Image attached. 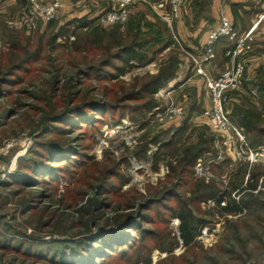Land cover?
Returning a JSON list of instances; mask_svg holds the SVG:
<instances>
[{"label": "rangeland", "instance_id": "374dc122", "mask_svg": "<svg viewBox=\"0 0 264 264\" xmlns=\"http://www.w3.org/2000/svg\"><path fill=\"white\" fill-rule=\"evenodd\" d=\"M40 1L50 3L55 0ZM59 1L61 7L56 17L45 21L40 16L30 14L29 0H0V79L26 57H32L37 52L39 55V59L29 63L28 71L22 73L17 70L13 77H20V82L6 80L11 84L3 83L0 86V115L5 121L4 126L0 127L1 181L9 180L15 171L21 169L24 165L22 159L30 155L44 121L76 103L73 100L71 104L70 99L77 98V103H81L96 98L107 104H118L119 97L129 91L135 82L142 81L148 74L157 73L162 62L174 55L180 62L174 77L155 95L156 106L147 112L142 122H135L128 113L114 115L108 111L102 122L95 123L96 126L74 128L65 134L52 133L57 139L60 136H76L74 140L79 144V150L93 157L90 164L79 169L74 176L67 173L65 164L57 163L55 165H63L61 173L66 177L59 176L56 181L43 182V178L36 177L39 183L35 182L33 186L0 183V264H58L44 257V254L53 256L60 246L57 241H76L97 235L100 229L114 226L140 210L138 204L146 199L161 197L169 186L179 182L181 184L175 185L176 191L182 199H190L196 196V183L200 181L215 183L221 190L231 189L233 184H239L242 180L245 186L250 170H257L262 175L256 192H263L261 198L264 200V145L257 148L249 146L253 154L247 149L240 157L234 154L227 144L226 136L214 131L203 117L205 108L210 104L205 84L199 89L196 82L190 88L178 87L196 73L195 56L187 48L183 40L184 33H180L177 25L184 23L185 30H193L202 20L210 22L212 5L209 17L196 21L192 0H184L180 17L176 19L171 18L169 6L159 11L151 5L164 0H148L131 5L125 22L103 23L99 20L100 15L114 7L116 0ZM87 9L88 12L85 11ZM251 10L258 16L264 12V7L255 4ZM221 13L226 14L223 10ZM84 16L95 22L79 31L83 37L105 39V36H111L116 31L124 32L130 25L132 27L139 22L143 34L148 37L153 36L151 30L154 27H159L166 38L171 37L172 46L156 61L129 70L118 80H99L94 74L86 76L85 72L80 74L82 78H78L81 81L68 87L69 76L76 75L80 69L86 70L91 64L99 65L103 57L102 50L91 48L86 51L83 44L81 47L84 50L76 51L72 46L74 36L68 42L62 37L52 40L61 26ZM217 24L206 26V32ZM233 24L240 34L253 26L242 31L234 21ZM254 35V49L244 57V82L242 87L231 93L229 111L233 118L235 114L239 120L246 115L252 119L256 116L260 118L257 125L264 127V93L260 90L264 80V20L257 25ZM226 60L223 57L221 63L226 65ZM184 62L185 68L182 69ZM182 70L184 75L181 78L179 74ZM55 73H60L59 82L56 83ZM68 90L76 91L73 97H66ZM172 103L183 106L181 118L172 120L167 116V107ZM193 110L195 117L192 116ZM59 125L62 128L69 127ZM211 139L212 148L197 160L193 170L181 172V177H178L182 152L188 147H199L203 141ZM168 141H172V147L160 150V145ZM142 145L148 146L147 156L138 159L134 151ZM118 165L129 182L119 191V179L112 178L116 188L109 193L99 185H108V180L105 181L109 170L117 169ZM171 166L176 169L172 170ZM99 191L102 193L99 194ZM241 194L239 187L232 192L233 198L237 200ZM24 201L36 208L23 212ZM164 201L175 204L174 199ZM225 201L221 204L225 205ZM190 205L195 216L205 221L194 248L188 250L183 245L179 232L180 220L169 219L163 206L154 203L144 210L143 218L146 221L139 220L140 225L153 230L166 246H170L176 237L180 240L179 245L172 252L153 249L149 255L150 247L144 248L143 245H153L154 238L148 237L142 244L139 232L132 230L128 237L131 233L137 236L140 244L138 255L135 250L130 251L129 255L118 251L109 254L104 260L100 258L98 263L146 264L135 262L140 255L145 259L150 256L149 264H264V220L258 217L264 215V211L223 215L217 200L199 204L193 202ZM4 237L11 239L8 245H17L18 241H22L21 250L5 246Z\"/></svg>", "mask_w": 264, "mask_h": 264}, {"label": "trees", "instance_id": "16d2710c", "mask_svg": "<svg viewBox=\"0 0 264 264\" xmlns=\"http://www.w3.org/2000/svg\"><path fill=\"white\" fill-rule=\"evenodd\" d=\"M212 3L213 0H192L191 6L196 21L209 17ZM242 6L243 4L233 3L234 13L237 14L238 9ZM206 13H208V15ZM94 22V19H88L86 16L70 20L65 25L61 26L60 31L52 39L54 41L56 38L62 37L68 42L71 36H74L75 41H72V46L75 47L76 51L80 52L84 50L81 47L82 44L86 51H89L91 48L102 50L103 57L99 60V65L96 66L91 64L86 70L80 69L77 72L78 75L76 73V75L69 76L66 84L68 87H72L79 80L81 81L82 79L78 80V78H82L80 74H84L85 72L86 76H92L94 74L99 80H118L129 70L139 66L149 65L156 61L165 50L172 46L173 41L171 37H169V39L166 38L164 32L162 33V31L159 30V27H154L151 30L154 33L153 36L148 37L143 34V29L139 22L136 25L133 24L132 27L130 25L128 30L124 32L116 31L111 36H105V39L88 36L83 37V35H80L79 31L89 28ZM167 32L169 33V30ZM104 40L106 41L104 42ZM37 59H39L38 52L32 57H26L20 64L11 67L12 69H9L10 71L0 79V86H2L3 83L11 84L9 82L14 80H16L15 83L20 82V77H18V79L13 77L16 75L17 70L22 73L28 71L29 63ZM179 62L176 55L162 62L157 73L148 74L142 81L135 82L129 91L119 97L118 100L120 103L118 104H107L101 99L96 98L84 100L81 103H77V98L70 99L71 104L73 100L76 101V103L71 107H67V109L60 114H54L49 117L47 121L43 120L44 123L41 131L37 135L35 146L32 148L30 155L22 159L24 165L21 169L15 171L12 176H10L9 180H0V183L9 184L10 182H14L23 186H33L35 182L39 183L36 177L43 178V182H50V180L56 181L59 176L66 177L64 173H61L64 167L67 168L68 174L74 176V174L79 172V169L88 166L90 161L93 160V157L79 150L80 146L74 140L76 136H66L65 138L60 136V139H57L52 133L62 134V132H64L63 134H65L69 133L68 131L70 130L73 131L74 128L81 129L86 126H96L95 123L102 122L108 111L113 112L114 115H124L128 113L132 115L131 118L135 122H142L147 112L151 111L156 106L157 102L155 95L168 80L174 77ZM55 74L54 83L59 82L58 77L60 78V73ZM6 80H9V82ZM260 90L264 93V80L261 83ZM4 91L9 92L8 89H4ZM75 92L76 91L68 90L66 97H73L74 95L72 94H75ZM129 101L136 103L129 104L127 103ZM99 116H101V118H99ZM231 119L238 127L242 128L250 147L257 148L264 145V127L257 125L260 118L254 116V119H252L246 115L239 120L234 114V118L231 116ZM4 124L5 121L0 115V127L4 126ZM59 124H65L69 127L62 128ZM154 142H157V140H154ZM212 144L213 142L211 139V141H203L199 147L186 148L182 152L183 157L179 160L180 172L178 177H181V172L185 173L189 170H193L197 160L204 155L206 150L212 148ZM171 147L172 141H168L160 145V150ZM147 149V145H142L140 148H137L134 153L138 159H143L147 156ZM125 160L127 162V159ZM57 163L65 164V166L55 165ZM127 165H129L128 162ZM171 168L172 170L176 169L175 166H171ZM108 174L107 177L105 176L107 178L105 182L108 180V185L101 184L99 186L106 188L109 193L116 188L111 181L112 178L119 179L121 184V186L117 187L119 191L123 185L129 182V179H127L126 174L119 165L117 169L109 170ZM261 175V172L251 169L245 186L242 185L244 181L242 180L239 184H233L231 189L223 190L215 183L205 184L203 181H200L196 183V192H194L196 196L190 199H182L181 195L176 191L175 185L181 184L180 182L174 185L172 184L162 193L163 195L161 197L146 199L143 203L138 204V208H141L140 210H137L133 215L127 216L116 225L104 227L100 229L99 234L85 237L80 240H59L57 242L60 246L56 249L53 256L48 257V255L44 254V257H47V259L50 258V260L58 264H99L98 260H100V258L104 260L113 252L121 251L123 255H129L130 251L132 252L135 250L136 255H138L140 253L138 250L140 244H138L137 236L131 233V236L128 237V233L132 230L139 232L142 244H145L148 237L154 238L153 245H143L144 248L150 247L149 255L153 249L172 252L180 243L178 237H176L175 241L170 246H166L153 230L142 228L139 223V220H145V218H143L145 216L144 210L150 208L154 203L163 206L167 214H169V219L178 218L180 220V239L183 245L190 250L197 245L198 240H196V237L200 234L199 230L205 222L202 221L200 217L195 216L190 204L193 202L199 204L209 200H217V206L223 215H242L246 212L254 211L262 212L264 211V200L261 198L263 192H256ZM238 187L242 193L239 200L233 198L232 195L233 190H236ZM100 192L101 191L98 193L100 194ZM173 199L175 200V204L166 203L164 201ZM223 201L226 202L225 205L221 204ZM23 204V212L25 213L36 208L28 201H24ZM106 206H108V204ZM263 216L262 214L258 217L264 220ZM0 236L2 235L0 234ZM3 239V244L5 246H11L14 249L21 250L22 241H18L17 245H8L11 239L6 237ZM28 252L29 250L27 253ZM132 256H134V254H132ZM135 260L136 263L145 262L149 264L151 258L147 256L145 259L139 255Z\"/></svg>", "mask_w": 264, "mask_h": 264}, {"label": "built area", "instance_id": "2783aa9c", "mask_svg": "<svg viewBox=\"0 0 264 264\" xmlns=\"http://www.w3.org/2000/svg\"><path fill=\"white\" fill-rule=\"evenodd\" d=\"M113 1L114 0H110ZM138 2L148 0H116L114 7L103 12L99 20L103 23L125 22L129 16L130 7ZM184 0H164L151 5L159 11L167 6L171 9V18L180 17ZM30 14L40 16L45 21L56 17L61 2L55 0L42 3L40 0H29ZM264 20L261 12L253 26L243 34L235 29L232 19L221 13L219 23L206 33L205 41L199 55L194 57V69L197 75L205 79V85L210 95V104L205 108L203 117L208 125L217 132L223 133L227 138L228 146L237 156H242L249 149V144L242 128L238 127L230 117L229 104L231 93L242 87L245 74L244 57L254 49V31L257 25ZM221 39H227L228 47L225 49L226 65L217 75H212L207 70V65L212 63L217 56L216 45ZM167 116L174 120L181 118L184 108L181 105L171 104L166 110Z\"/></svg>", "mask_w": 264, "mask_h": 264}, {"label": "crops", "instance_id": "0c3cea01", "mask_svg": "<svg viewBox=\"0 0 264 264\" xmlns=\"http://www.w3.org/2000/svg\"><path fill=\"white\" fill-rule=\"evenodd\" d=\"M233 3H239L243 4L242 7L238 9V13H234L233 9ZM257 4L258 6L261 5L264 7V0H213L212 3V19L208 25V23L205 22V20L200 21L195 27H193V30H185L186 28L184 27L185 24L180 23L177 25L180 33L183 32V40L189 49V51L194 54V56L199 55L201 52V48L203 46V43L205 41L206 37V31L208 27H211L212 25H215L218 23L220 19V11H225L228 16L231 17L232 21H234L235 25L240 29V30H248L255 22L257 19V16L255 12L251 10L252 6ZM88 12V9L85 10ZM206 26H208L206 28ZM191 27V26H190ZM228 41L227 39H221L217 45H216V52H217V57L215 60H213L212 63L207 65V70L212 74V75H217L221 70L224 69L225 65L221 63V61L226 59L225 57V49L228 46ZM185 62L182 66V69L185 68ZM226 64V63H225ZM218 67V70H217ZM184 75L183 70L180 72L179 77L182 78ZM196 82V87L199 89L202 84H205V79L201 75H196L195 76H190L188 79H185L181 84L178 86L180 89L182 87H192V84ZM206 86V85H205ZM197 89V90H198ZM207 89V88H206ZM193 92L196 90L192 89ZM208 91V90H207ZM209 93V92H208ZM192 116L195 117V110L192 111Z\"/></svg>", "mask_w": 264, "mask_h": 264}]
</instances>
